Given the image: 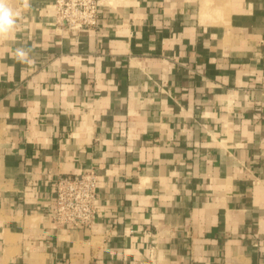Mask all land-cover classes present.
Returning <instances> with one entry per match:
<instances>
[{
  "label": "crops",
  "instance_id": "0c3cea01",
  "mask_svg": "<svg viewBox=\"0 0 264 264\" xmlns=\"http://www.w3.org/2000/svg\"><path fill=\"white\" fill-rule=\"evenodd\" d=\"M99 4L78 31L12 6L0 264H264V0ZM92 170L94 227L55 225L59 177Z\"/></svg>",
  "mask_w": 264,
  "mask_h": 264
},
{
  "label": "built area",
  "instance_id": "2783aa9c",
  "mask_svg": "<svg viewBox=\"0 0 264 264\" xmlns=\"http://www.w3.org/2000/svg\"><path fill=\"white\" fill-rule=\"evenodd\" d=\"M99 0H55L57 23L72 31L94 27L99 18ZM52 222L57 226L92 229L100 210L99 175L96 171L59 177L54 187Z\"/></svg>",
  "mask_w": 264,
  "mask_h": 264
},
{
  "label": "clouds",
  "instance_id": "9594fccd",
  "mask_svg": "<svg viewBox=\"0 0 264 264\" xmlns=\"http://www.w3.org/2000/svg\"><path fill=\"white\" fill-rule=\"evenodd\" d=\"M15 16L13 9L8 7L4 0H0V32H8L13 28ZM16 54L20 59L27 61L28 57L23 50L17 49Z\"/></svg>",
  "mask_w": 264,
  "mask_h": 264
},
{
  "label": "rangeland",
  "instance_id": "374dc122",
  "mask_svg": "<svg viewBox=\"0 0 264 264\" xmlns=\"http://www.w3.org/2000/svg\"><path fill=\"white\" fill-rule=\"evenodd\" d=\"M18 0H4V2L7 4L8 7L12 8L14 5V2H17ZM3 32H0V42L2 40Z\"/></svg>",
  "mask_w": 264,
  "mask_h": 264
}]
</instances>
